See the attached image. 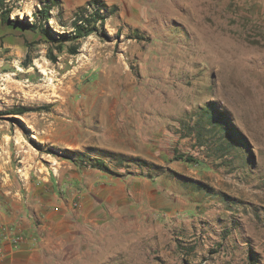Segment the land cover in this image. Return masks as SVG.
<instances>
[{
	"label": "rangeland",
	"instance_id": "374dc122",
	"mask_svg": "<svg viewBox=\"0 0 264 264\" xmlns=\"http://www.w3.org/2000/svg\"><path fill=\"white\" fill-rule=\"evenodd\" d=\"M41 1L0 0V264H264L263 0H104L72 41Z\"/></svg>",
	"mask_w": 264,
	"mask_h": 264
},
{
	"label": "trees",
	"instance_id": "16d2710c",
	"mask_svg": "<svg viewBox=\"0 0 264 264\" xmlns=\"http://www.w3.org/2000/svg\"><path fill=\"white\" fill-rule=\"evenodd\" d=\"M41 5H42L41 10H39L38 13H41L40 17L43 18V20L48 22L50 18V12L53 10H57L58 22L61 23V25L63 26H70L72 28L73 31L70 35L61 36L62 40H70V41L78 40L83 37L90 36L92 34H97L101 36L105 35V25H106V21L108 17L114 16L117 14V8L115 6L109 7L104 2V0H90L87 2L86 5L78 6L73 11L72 17L69 19V23L64 24L62 23L63 22L62 17H60V15L62 16V12L64 11L60 0H43L41 1ZM0 19L2 21L13 23L16 26H19L22 24V22L18 19L15 21H11L9 17V12L2 15ZM26 26L28 28H31L30 26L33 27V25L31 24H27ZM43 30H46V29H43ZM72 52L73 54H75L76 50L73 49ZM18 112L19 113L17 114L21 115L25 111L19 110ZM218 117L223 120H228L227 116L223 113H219ZM209 121L211 123L210 126H212L211 129L207 127L206 124L200 119L196 121L192 129L193 132L197 134V138L199 139V142L201 143V145L207 148H209V133H213L214 136L218 134L216 131V127L213 124L214 117L209 115ZM228 123L230 127H232L229 121ZM220 142L216 143L217 148H219V150L221 148H224L227 150V148L223 146ZM114 156H115L114 153H109V158L111 157V159H113ZM116 156L121 158L123 162L126 161L131 164H136L137 166H140V167H143L146 164L145 161L137 159V158L126 157L127 158L126 159L122 155H116ZM96 162L97 163L95 166L97 168L110 170L109 167L106 165V163H104L103 159H99V160L97 159ZM250 264H253V263H250Z\"/></svg>",
	"mask_w": 264,
	"mask_h": 264
},
{
	"label": "crops",
	"instance_id": "0c3cea01",
	"mask_svg": "<svg viewBox=\"0 0 264 264\" xmlns=\"http://www.w3.org/2000/svg\"><path fill=\"white\" fill-rule=\"evenodd\" d=\"M81 6V5H80ZM262 9H263V16H264V0H263V3H262ZM263 20H264V18H263Z\"/></svg>",
	"mask_w": 264,
	"mask_h": 264
}]
</instances>
